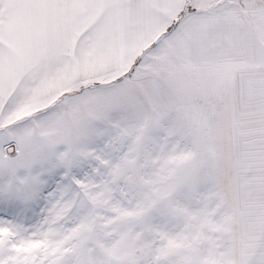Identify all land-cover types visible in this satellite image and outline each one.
Listing matches in <instances>:
<instances>
[{
  "label": "snow or ice",
  "instance_id": "1",
  "mask_svg": "<svg viewBox=\"0 0 264 264\" xmlns=\"http://www.w3.org/2000/svg\"><path fill=\"white\" fill-rule=\"evenodd\" d=\"M0 264H264V0H0Z\"/></svg>",
  "mask_w": 264,
  "mask_h": 264
}]
</instances>
